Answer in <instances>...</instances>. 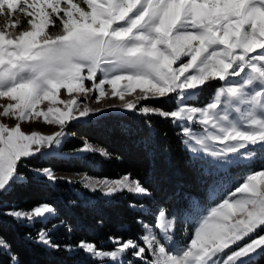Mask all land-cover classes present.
Segmentation results:
<instances>
[{
  "label": "snow or ice",
  "instance_id": "6c2138e0",
  "mask_svg": "<svg viewBox=\"0 0 264 264\" xmlns=\"http://www.w3.org/2000/svg\"><path fill=\"white\" fill-rule=\"evenodd\" d=\"M0 16V216L33 227L57 216L47 198L25 209L6 206L4 197L28 183L24 168L37 181L64 179L28 161L59 154L70 122L103 113L90 98L115 97L119 103L107 108L139 114L149 127L153 116L170 120L209 170L227 175L243 157L249 166L182 238L179 217L158 206L153 222L138 221L144 235L111 236V250L86 240L77 248L101 264H257L264 256V0H0ZM171 96L170 110L141 103ZM39 118L59 130L23 129ZM75 151L112 155L88 140ZM81 182L107 198L153 197L152 185L133 171ZM56 229L29 238L58 249ZM0 249L10 250L2 238Z\"/></svg>",
  "mask_w": 264,
  "mask_h": 264
},
{
  "label": "trees",
  "instance_id": "16d2710c",
  "mask_svg": "<svg viewBox=\"0 0 264 264\" xmlns=\"http://www.w3.org/2000/svg\"><path fill=\"white\" fill-rule=\"evenodd\" d=\"M143 103L170 110L175 106V97ZM150 119L151 127L143 116L126 111L72 122L67 127L70 136L63 149L73 151L88 140L112 155H52L28 163L33 167H50L54 172L86 173L100 178H116L133 171L152 185V198L141 199L128 193L107 198L99 191L93 193L79 181L64 178L49 183L43 177L37 181L28 169H21L26 173L28 183L17 184L13 192L4 197L5 205L14 203L29 209L47 198L58 214L47 225L37 222L34 227L18 223L9 216H0V238L10 248L0 249V264H12V256L16 257L15 264H100L98 259L77 248L80 240L111 250L114 247L109 239L111 236L144 235L138 221L153 222L158 206L182 213L192 206L195 198L206 201L213 174L205 170V163L195 160L186 150L181 137L176 134L179 129L170 120L158 116ZM130 202L144 205V210L132 209ZM52 224L57 225L53 236L54 242L60 245L58 249L29 238V234L35 237L40 228ZM106 261L105 264H112V261ZM262 262L264 264V256H261Z\"/></svg>",
  "mask_w": 264,
  "mask_h": 264
},
{
  "label": "rangeland",
  "instance_id": "374dc122",
  "mask_svg": "<svg viewBox=\"0 0 264 264\" xmlns=\"http://www.w3.org/2000/svg\"><path fill=\"white\" fill-rule=\"evenodd\" d=\"M3 20H4V17L0 16V22H3ZM55 32H56V30H52L51 34L55 35ZM211 91H212L211 89L205 90V92L199 94L198 99L201 102H207V99L210 97ZM138 92H139V89H137V93ZM61 98L62 99L68 98L64 94L63 90L61 92ZM128 98L132 99L133 97L129 96ZM86 102L89 103L91 107H100V108L105 109V110L103 111L102 114L93 115L90 119L83 118L78 122H85V121H89L92 119H96L98 116L106 114V113L126 112L127 111V110H122V109H109V108H107V105H109V104H118L119 103L118 98H115V97L104 98V99H102V101L100 103H95L93 98H90ZM143 102L144 101H142L141 103H143ZM70 123H72V122H70ZM23 129L25 131L36 130V131H39L43 134H51L52 132L59 130L57 125L48 124L43 120V118H39L36 120L25 122L23 125ZM69 136H70L69 131L66 128V137L62 141V147H63L66 139ZM75 150L67 151V150L61 148L60 153L57 155L58 156H72V155L83 156L84 154H86V153H77ZM46 157H48V156H46ZM249 159L250 158H247V157L241 158L240 164L238 166H234L232 169H230V171L227 175H224L223 173H220V172L215 171V170H209L208 165L204 164V162H203L205 170L207 172L213 174V180H212V183H211L210 188H209V194H208L206 201L200 202L198 200V198H195L191 207H189L188 209H186L182 213H173V215L179 217V221H178L177 228H176V233H177L178 239L185 236V232L189 231L191 229L192 222L194 221V219L198 216V214L202 213L206 208L211 206L212 200L214 198L222 195L228 188H230L232 186V184H234L237 180H239L241 178V176L244 174V170L249 166V164H248ZM256 162H257V164L259 163L258 157L256 158ZM54 173L58 177L66 178V179H69L71 181H79V182H81L82 176H84V175L90 176L86 173H79V174H77V173H65V172H54ZM91 177L100 179V177H95V176H91ZM102 178H105V177H102ZM116 178H119V177H116ZM116 178H109V179H116ZM194 204L198 205V207H194ZM129 259H132V257L130 255L125 257V261H127ZM106 262L107 261H105L104 264ZM257 264H263V262L261 263V257L259 258Z\"/></svg>",
  "mask_w": 264,
  "mask_h": 264
}]
</instances>
